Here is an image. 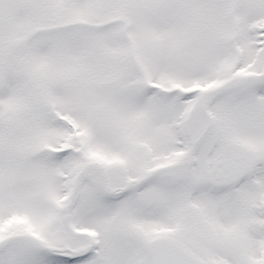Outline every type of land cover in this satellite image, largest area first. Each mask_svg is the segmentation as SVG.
<instances>
[{
    "label": "snow or ice",
    "instance_id": "6c2138e0",
    "mask_svg": "<svg viewBox=\"0 0 264 264\" xmlns=\"http://www.w3.org/2000/svg\"><path fill=\"white\" fill-rule=\"evenodd\" d=\"M0 264H264V0H0Z\"/></svg>",
    "mask_w": 264,
    "mask_h": 264
}]
</instances>
